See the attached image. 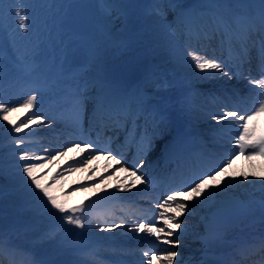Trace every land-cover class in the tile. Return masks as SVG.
Here are the masks:
<instances>
[{"label":"rangeland","instance_id":"374dc122","mask_svg":"<svg viewBox=\"0 0 264 264\" xmlns=\"http://www.w3.org/2000/svg\"><path fill=\"white\" fill-rule=\"evenodd\" d=\"M237 2L243 6L246 5L243 14L245 19L241 21L245 29L248 30V26L252 28V24H255L257 28L260 16L254 15L260 13V0H24L22 7L28 17L27 33L18 27V18L13 14L10 0L6 3L3 27L0 28V103L17 110L8 113V120L2 119L3 112L0 111V226L3 225L0 234H3L6 241L4 251L0 254L5 261L17 259L24 264H109L99 259L106 257L115 259L111 261L112 264H147L148 257L143 255L145 251L152 250L155 255L164 256L167 254L166 250L171 248L178 253L173 259V264H198V261L208 264L210 257L205 250L196 252L197 258H189L190 255L186 252L189 248L188 244L198 242L201 234L200 221L205 218L204 212L218 208L226 210L228 208L225 202L230 201L236 204L238 211L242 212L238 217L244 216V219L224 235H221V232L227 230L226 227L219 229L217 226L219 231H215L213 237L201 241L208 249L213 251L217 249L216 256L221 255L219 264H225L223 260L227 256L229 245L234 240L244 242V240L252 241L264 237V183H262L264 159L248 161L236 158L224 171L217 169L219 175L216 176V180L223 182L214 183L209 176L205 180L209 187L198 198L189 200L187 188L174 190L181 191L178 199H182L185 203L186 210L182 213L183 217L178 218L181 227L176 229L171 237L166 235L168 228L164 220L160 218V213L167 210L168 214L175 215L170 210L175 207L174 204L160 208L158 206L160 203H156L157 195H155L137 198V202L148 205L147 208L130 209L131 202L135 201L136 197L122 199L121 196H125L127 190L134 192L137 188L136 184L128 186L131 182H117L113 179L115 175L112 172L108 175L113 178L105 180V177H100L99 174L103 169L95 166L93 173L85 169L86 158L80 155L66 156L63 161L69 163L77 159L76 164L68 169L79 165L83 167L81 172L69 170L68 174L58 176L57 162L52 163L54 166L46 169L43 175H39L41 170H37L41 183L49 187L50 192L69 209L85 205L83 211L73 214L82 217L84 227L69 224L62 219L64 214L52 209L43 193L36 189L31 179L23 173L26 161L19 159L22 153L27 152V162H40L37 157H42L43 151L62 146L65 141L51 143V141L42 140L47 147L39 149L40 142L30 141L28 138L30 135L40 134L44 128L58 127L61 123L69 126L74 116L72 101L77 97L83 101L81 116L84 117L85 114L88 117L93 116L96 112L93 101L97 93L111 84L112 90L111 93L108 92L106 101L111 99L112 103L116 99L123 98L129 104V107H122V113L126 115V118H122L120 124L129 117L132 118L136 112L143 111L145 116H148L145 121L142 118L140 130L137 132H141L142 127L148 128L149 125L146 134L151 133V126L160 122H163V128L167 130V138L170 134L177 137L182 135V132L175 133L176 127L191 131L192 128L203 126L205 123L210 124L211 127L218 126L213 133H199L197 142L202 143V149L189 157L197 161L205 156L207 159L216 160L214 163L221 158L225 159L224 151L231 149L234 141L230 139V131L225 130L226 125L222 124L224 121H214L212 117L204 118V122L200 120L201 122L194 124V127L191 125L194 120L193 114H190L189 121H185L179 109L183 105L187 111L190 108L194 110L195 106L202 105V99L199 97L197 99V95L190 96L193 93L192 89L184 84L178 93L182 96L188 95L187 102L181 101L174 90L168 93L169 86H176L182 79V74L179 79L176 77L179 69L172 64L174 48L170 42L173 39L172 36H175V30H180L176 26V23H179L178 20L175 21L172 17L175 13L180 16L177 11L180 8L176 7L179 4L184 6L181 8L186 9L185 15L193 20L195 29L198 28L200 31L188 38L192 40L194 46L200 45L197 47L204 52L210 50L209 47L204 48L203 44L210 42L211 30L219 32L222 27H225L232 35L227 36L229 42L235 39L242 44L244 39L241 46L245 48L249 40L247 33L239 32V21L231 18V9L236 7ZM249 3L254 5V10L249 7ZM199 8H206L210 15L202 14L198 11ZM157 22L163 27L162 33L156 37L155 42ZM248 35L260 38L254 33ZM2 38L4 42H1ZM235 40H232L229 45L232 46ZM192 50L206 57L203 51ZM131 56L135 58L134 64L146 72V84L142 90L137 89L134 92L132 90V96L129 97L130 94L126 95L124 92L123 84L120 85L122 79L119 72ZM194 73L191 72L188 75L189 84L219 85L215 82V78L210 79L204 75L199 78L202 79L201 81L191 78L190 76ZM192 79L196 81H191ZM96 84L102 86L98 87ZM206 86L202 89L207 88ZM246 91V88L239 90L241 97L231 98L233 103H239L240 106L251 104L252 96ZM31 95H35L37 100L33 108L26 111L20 105ZM32 113H37L42 123H30L29 127H21V131H15L16 126H21L22 122H28L30 117L32 120L36 119ZM20 116L21 118L17 119ZM82 119L80 126L86 128V116ZM9 121L15 123H9ZM95 125L88 129L89 132L87 130V134L84 132L80 137L92 141L93 135L101 136L100 127L96 128ZM259 131L254 130L253 136L257 137ZM57 132L53 131L51 135ZM211 136L214 140L219 139L216 142L223 150L222 153L220 152L222 157L208 146L211 145L210 143L203 144V141ZM17 139L22 140L23 143H16ZM63 139L67 140V137ZM192 147L197 148V145ZM206 147L209 148L208 151ZM111 149L115 147L112 146ZM50 154L52 155V152ZM101 155L97 157L94 155L95 159H98L97 164L106 162L102 153ZM114 157L123 162L115 166V169L121 170L122 174L125 172L122 168L132 170L134 166L136 173L142 171L149 160L145 159V163L139 165L137 157L133 160H128V156L125 157V155ZM227 160L228 158L225 159ZM139 175L146 176L141 172ZM244 176H248L249 179L245 181ZM161 181L163 179H159L157 183L160 184ZM127 187L129 188L126 189ZM72 189L76 192L68 193ZM151 190L159 189L155 185ZM110 200L126 201L129 205L121 208L112 205ZM252 203H258L259 208L250 207ZM134 212L150 215L153 220L149 222H154L156 228L165 229V232L159 234L161 237L159 241L157 240L153 245H147V239H141V235L136 237L131 235L130 227L117 233L125 224L118 216L123 214L124 218H128L127 215ZM133 216L136 215L133 214ZM196 218L199 220L197 225L194 223ZM143 219L139 222L144 223L145 226L148 225V220L145 222ZM112 223L120 227L114 229L106 227ZM134 227L136 229V226ZM166 239H179L180 243L174 246L169 245ZM98 242L107 243L98 244ZM124 242L131 244V247L108 245V243ZM98 245H103L104 248H98ZM13 249L15 251H12ZM220 249L223 256L220 254ZM213 251L211 252L214 256ZM132 255L134 259L130 260L129 257ZM142 255L145 259H141ZM254 263L264 264V259L258 258ZM154 264H163V262L154 261Z\"/></svg>","mask_w":264,"mask_h":264},{"label":"bare ground","instance_id":"6f19581e","mask_svg":"<svg viewBox=\"0 0 264 264\" xmlns=\"http://www.w3.org/2000/svg\"><path fill=\"white\" fill-rule=\"evenodd\" d=\"M249 6H252V3L248 4ZM201 7H205V6H201ZM245 7V9H244ZM246 10V5L243 6L241 3L237 2V5L234 9H231V18L239 21V28L238 31L239 32H243V33H247V30L245 29V26L243 25L242 19H245L243 14L245 13ZM179 13L180 16L185 15V10L183 9H179ZM205 14H209V13H205ZM162 27L163 25L160 24L159 22H157L156 26H155V37H154V41L156 42V37L162 33ZM213 29V28H211ZM214 31V30H213ZM225 33V32H224ZM256 35H260L261 38L259 39H264V36L261 35V30L256 29V31L254 32ZM229 34V33H227ZM175 36H172L173 39L171 40V46L174 48V54L172 56V64L176 65V68L179 69L176 77L177 79H179L180 75L182 74V79L180 80V82H177L176 86H172L170 85L168 88V93L171 90H174V92H177V96L181 101H186L188 99V95H183L179 94L178 91H180V88H182V84H184L185 86H189V89H192V92L190 94L191 95H197V99L198 97L202 99V105L199 106H195L194 110L193 109H189L188 111L185 110V106H181L179 111L182 117H184V119L186 121L190 120V114H193L194 116V120H193V124H191L192 126L195 127L194 124H198L203 120L204 118H208L210 119V117L216 116L218 113H222V112H226V111H231V110H235L238 115L240 116H246V115H250L252 110H254V107H258V101L261 99H264V96L259 95V93L261 91H264V89H259L257 85H253L251 83V80L253 79H259L260 75H255L256 73H259L257 70H254V72L251 71V74L249 75H245L243 74V72H239V68L243 67V63L247 62L246 59L248 57V54H252L254 56V60L252 61V65H254V67L256 69H260L262 67V57H260V52H261V47L258 46L259 43V39H257L255 36L251 37L249 36V40H248V44L246 46V51L243 49V47L239 46V44H234L235 46L229 48L226 47L225 45L222 44V42L218 39L215 40L216 44H217V48L218 50L222 53V52H229V57L227 59L221 60L220 58V54L219 55H210L208 57H202L198 54H196L192 49L197 50L198 52H200L201 49L199 48H195L193 47L190 43H188L183 35L180 32H176L174 33ZM254 43V46H253ZM234 51H236V53H239V60L237 59L236 55H234ZM235 53V54H236ZM193 54L198 55L202 58L205 59H216L217 62L221 63V65L224 67L225 72H219L217 70H200L199 68L196 67V61L192 58ZM209 54V53H206ZM166 57V56H164ZM191 72H195L194 75L190 76L191 78H197L199 81H201L202 78L204 76H206L207 78H215V82L219 85H215V86H211V85H192L189 84L190 80L188 78V75H190ZM227 73V74H225ZM237 75H236V74ZM254 76H257L256 78ZM145 80V79H144ZM143 80V81H144ZM143 81L132 86L133 88L139 87L140 85L143 86ZM191 81H196L195 79H192ZM230 84V85H229ZM172 86V89H170V87ZM203 86H206L207 89H202ZM243 88H246V93H248L249 95L252 96L251 100V104L246 105V106H239V105H235L232 102H230V99L232 97H238L239 93L237 92L238 90H241ZM134 90V89H133ZM193 108V107H192ZM247 110V111H246ZM151 113H149L150 115ZM86 116V128L83 126H80V120L83 118H85ZM85 116H80V119L77 121L75 119V117H72V120L70 121L69 126H66V124L61 123L58 127H49V128H44L43 131H40V134L38 135H30L28 140L30 141H36V142H40L39 143V149L40 148H44L47 147L45 145V142L43 143L42 140H48L51 141V143H61L64 142L65 143L62 146H56L54 147V149L50 150V151H43V159H38L39 161H34L35 164H43L44 165V169L42 168H37V170H41L39 172V175H43V173L46 171V169H49L50 167L54 166L52 163L57 162L56 166H57V173H60L59 175L62 176L64 174H68L69 170L68 167L72 168L71 166H74V164H76L77 159L73 162H64V158L66 156H77L80 155L84 158H86L85 161V169L90 170L92 173L94 172V168L99 167L102 170V172H100V177H105V180H110V174L112 172L114 176L113 179H115L117 182H125V183H129V185L131 184H136V190H134V192L127 190L126 195L125 196H121L122 199H134V197H136L135 201L131 202V207L135 208V207H139L137 205V198L139 197H153L155 195H157L156 198V203H162L163 200L165 199V197L167 195H165V192H158V191H153L151 190L152 188L150 187L151 185V178L155 177V175H162L163 173H165V171L167 170V172L169 171H174L176 173V176L179 175L180 170L182 168V164L185 163L187 161V163H189L191 161V158L188 156H183V155H178L176 157V155L178 154L177 151L179 149V147H181L183 150H188L189 148V142H197L198 141V133H202V134H206L207 132H215V129H218V126L214 127L210 124L207 125H203L200 127H196V128H192V131H196V133L192 136V137H181L179 140H174L171 137V134L169 136V138H167V130L165 128H163V122L160 123H155V125L151 126V133L148 137H146L144 139V143H147V140L150 139L152 141L151 143V147H146V149L144 150L145 153H147V157H151V159L153 160V163L149 166L151 167L150 169H144L143 171H148V176L142 177L141 175H139L138 173H136V177L130 175L129 171H125L122 168V171L124 172L122 174L121 170L117 171L118 169H115V166H119L121 164V162L119 160H116V158L114 156H116L115 154L111 153V156L114 158H109L108 153L107 152H103V156L106 159V162H102L100 164H97L98 159H95V156H102L101 153H98L96 151V149H104L103 145H98V143L94 140V142L90 141L89 139L80 137V135L84 132L85 134H87V130L90 127V125L93 123L90 121V118L85 114ZM148 116V115H147ZM147 116H144V121L146 120ZM20 117H18L17 119H20ZM82 119V120H83ZM137 118L132 120V122L130 123L131 128L133 130H135V127L137 126ZM217 121V120H214ZM233 121H235V123H233ZM204 122V120H203ZM49 123V122H47ZM241 123L240 120H238L237 118H230L229 121L227 122H223L222 124L226 125L225 130L230 131L231 133V137L230 139L234 141V146L231 149L225 150V159L229 157V153H233V149H237V146L235 144V140H236V135H237V130H238V126ZM204 124V123H202ZM200 124V125H202ZM81 127V128H80ZM250 127L252 128V131L254 130H263L264 131V113H260L259 115L255 116L254 119L251 121V125ZM61 128V129H60ZM62 130V131H61ZM53 131H58L57 133L51 135V133ZM260 132L258 136L261 135ZM218 136H222L220 134H218ZM63 137H67V140L63 139ZM117 134H114V136L111 137V141H116L117 138ZM161 138V139H160ZM219 139H215L211 136L209 138H207L205 140V142L203 143H210L211 144V149L214 150L215 152H217V154H219L221 156V153L223 152V150L219 147L218 143L216 141H218ZM86 144H90L91 145V149L89 148H85ZM202 144V143H199ZM76 145H80V148H77ZM81 149H83V151H81ZM209 150V148H208ZM56 151V152H55ZM63 152L66 153V155L64 156H58L57 152ZM194 151V150H193ZM193 151H190V153H192ZM52 152V155L50 154ZM55 152V153H53ZM221 152V153H220ZM167 153V158L166 161L164 162H160V158L162 154ZM95 155V156H94ZM114 155V156H113ZM50 156V157H49ZM41 157V156H40ZM52 157H55V159H51ZM243 159V160H248V161H257L258 159L263 160L264 159V155H252L249 156L247 154H235L234 158L231 159V161L235 160V159ZM247 158V159H246ZM225 159L221 158V160L217 161L216 163H212L210 162L209 159H207V157L203 156L201 160H197L196 162H192L193 164V169H189L188 170H184L182 171V174H186V175H190L193 170L198 171L200 174L202 173H209V170L212 169L214 171H217V169H220L223 167V165L227 162L225 161ZM50 160V161H49ZM83 160V159H82ZM90 161V162H89ZM60 163V164H58ZM172 163L173 167H171V169H169V164ZM157 166V167H156ZM83 169V167H80L79 165L75 167H73V171L75 172H81ZM58 175V176H59ZM108 175V176H107ZM97 176V175H95ZM197 175L192 174L191 179L187 180L184 183H179L175 186V188H185L182 187L183 185H190L192 183L193 177H196ZM209 176H211V173H209ZM137 177H141L144 181H146V183H142L140 180L137 179ZM180 178V177H179ZM100 181V180H99ZM198 182V181H197ZM129 187H127L126 189H128ZM141 189V191H140ZM69 190V189H68ZM187 190V189H186ZM76 192L75 189L70 190L68 193H74ZM181 191H178V195L180 194ZM182 200V199H181ZM110 203L112 204H117L119 207L123 208L129 205V202H118V201H112L110 200ZM225 205L228 209L224 210V209H219V214L222 215V217L224 218L225 215H227L228 217H232L235 216L237 214L235 213H242L240 211H238L236 204L233 202H225ZM142 207H147L145 205H141ZM250 207H254V208H259L258 203H252ZM252 208V209H254ZM237 210V211H235ZM167 211V210H166ZM254 213V212H253ZM168 215H173V214H168ZM183 214H181L178 218L183 217ZM254 215V214H251ZM119 217V216H118ZM121 218V217H119ZM144 218L143 220H145V222H149V220H153L152 217L147 216V215H140L138 217L135 216H131L129 218H123L122 220L125 222L124 226L119 228L120 230L117 232H122L127 228H131L130 230H132L131 235L136 237V236H140L141 235V239L145 240L147 239V245H153L155 244V242H157V238L155 236V233H147V232H138L136 231L135 227L137 224H142L140 227L144 228L145 224L144 223H140L139 220ZM229 218V220H230ZM132 219V220H130ZM142 220V221H143ZM199 222L198 218L195 219L194 223L195 225H197V223ZM229 223V222H227ZM196 227V226H195ZM116 233V234H117ZM80 235V233H79ZM159 241V240H158ZM161 242V241H160ZM107 242H98V244H106ZM144 242H142L143 244ZM87 246V244H85ZM109 246L115 247V246H121V245H127V247H131V244L127 243H108ZM141 245V244H140ZM162 246H165L164 244H161ZM189 248L187 249V253L190 255L189 258H197L198 254L196 252L205 250L207 252V256L210 257L209 263L208 264H219L218 260L221 258L220 256H216L218 255V251L217 249H215L214 251L212 249H208L206 247V245L204 243H202L200 240H198V242L196 243H192V244H188ZM232 244H230L229 246H231ZM98 248H104L103 245H98ZM133 246V245H132ZM84 249V248H83ZM248 249V247H241L239 249V251H246ZM210 250V251H209ZM128 251V250H127ZM214 252V256L212 255V252ZM222 256H223V252L222 249H220ZM27 254V252H25ZM156 256H161V255H156ZM130 260L134 259V255L129 257ZM141 259H145V257L142 255ZM17 260V259H15ZM60 261V260H59ZM163 262V264H166V262L164 260H161ZM36 262V261H35ZM59 264V263H56ZM61 264V263H60ZM198 264H204L203 262L198 261Z\"/></svg>","mask_w":264,"mask_h":264},{"label":"snow or ice","instance_id":"6c2138e0","mask_svg":"<svg viewBox=\"0 0 264 264\" xmlns=\"http://www.w3.org/2000/svg\"><path fill=\"white\" fill-rule=\"evenodd\" d=\"M6 3H9V0H0V28L3 27V19H4V9L6 6ZM11 6H13V14L17 19V25L19 28L23 29L25 33H27V14L23 10V4L24 0H10ZM177 8L184 7L182 5L177 4ZM227 23V21H225ZM260 30L262 33H264V0H260ZM261 52H262V67H261V75L259 79H253L251 80V83L253 85H257L259 89H264V40L261 42ZM196 61V67L200 70H217L219 72H225L224 67L221 65V63L217 62L216 59H205L198 55L193 54L192 57ZM227 74V73H225ZM259 95L264 96V91H261ZM37 100V97L35 95L28 96V98L20 105L21 108L27 110H30L33 108L35 102ZM74 105V117L78 121L81 116V105L83 104V101L77 97L72 101ZM94 105V111L96 112H102L107 107V101L104 98H97L93 101ZM15 108H10L4 103H0V111L3 112L2 119L8 120V113L12 111H16ZM247 111V110H246ZM260 113H264V99H261L258 101V107H254V110H252L250 115L246 116H238L237 112L234 111H226L222 113H218L216 116H213L214 120L219 121H229L230 118H237L241 121V123L238 126L237 135L235 144L238 148L233 149V153H229V159L227 160V163H225L224 168H220V171H224V169L227 167L228 164L231 163V159L234 158L235 154H247L249 156L252 155H264V135L260 137H254L252 128L250 127L251 121L254 119L255 116L259 115ZM32 116H35L36 119L32 120L31 117L28 119V122H22L21 126H16L15 131L19 132L21 131V127H29L30 123H42L40 120V116L37 113H32ZM9 123H15L13 121H9ZM235 123V121H233ZM16 143H23L22 140L17 139L15 141ZM152 141L150 139L147 140L146 147H151ZM77 148H80V145H76ZM85 148L91 149L90 144H86ZM83 151V149H81ZM98 153L107 152L109 158H114L111 156V150L110 149H96ZM66 153H58V156H64ZM20 160L26 161L23 166V173L27 175L31 179V182L35 185L36 189H39L43 195L47 198V202L51 204L52 209L57 210L58 213H63V220H66L69 224L77 225L80 228L84 227V221L81 216H75L73 215L77 211H83L85 205H81L78 207H71L70 209L67 207L65 203L60 202L56 196H54L50 190L49 187L45 186L41 183L40 179L37 176V168H43L44 165L40 164H34L27 162L28 159V153L24 152L19 157ZM37 159H43L42 157H37ZM51 159H55V157H52ZM90 162V161H89ZM145 162L143 159L139 160V165H143ZM67 170H73V169H67ZM125 171H129L130 175L136 177V170L135 166L132 170L124 169ZM209 173H211V179L214 183H221V181L216 180V176L219 175L218 171H214L212 169L209 170ZM209 173H202L200 176L193 177L192 183L190 185H183L182 187L187 188L188 192V199H194L200 197L202 194L205 193V190L209 187L205 183V180L209 178ZM60 173H57L59 175ZM55 177H53L54 179ZM245 181H247L249 178L248 176L243 177ZM138 180H140L142 183H146L141 177H137ZM198 181V182H197ZM264 183V181H262ZM174 204L175 207L171 208L170 210L175 213V215H168L167 211H162L160 213V218L164 220V223L166 227L168 228L167 231V237H171L173 235V232L176 229H179L181 227V224L179 223L178 217L186 210L185 203L178 199V193L176 191H172L169 195L165 197L162 203H160L158 206L160 208H164L166 205H172ZM71 213V214H69ZM173 221H176L173 223ZM109 229H114L117 227H120V225H116L114 223L106 225ZM136 231L140 232H147V233H155L157 240L161 239L160 233L165 232L164 228H156L154 226V222H149L148 225H146L144 228H141L138 224L136 225ZM166 243L169 245H177L180 243L179 239H166ZM6 244V241L3 237V234H0V253H3L4 246ZM12 251H15L13 249ZM166 255L164 256H156L155 252L152 250L145 251L143 255L145 257H148L147 264H154V261L164 260L166 264H173V259L178 255V253L174 250L168 249L166 250ZM0 264H3V260L0 259Z\"/></svg>","mask_w":264,"mask_h":264},{"label":"water","instance_id":"95a60500","mask_svg":"<svg viewBox=\"0 0 264 264\" xmlns=\"http://www.w3.org/2000/svg\"><path fill=\"white\" fill-rule=\"evenodd\" d=\"M133 62H134V58L131 57L130 60H129L128 65L125 68L126 69V72H129L130 70H134L135 72H137V75H138L137 78L140 79L141 76H142V73H141L139 67L138 66H135L133 64Z\"/></svg>","mask_w":264,"mask_h":264}]
</instances>
